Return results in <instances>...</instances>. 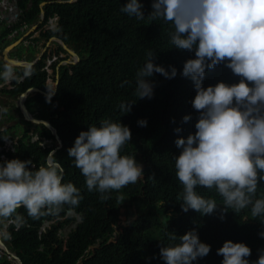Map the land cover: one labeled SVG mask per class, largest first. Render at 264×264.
Masks as SVG:
<instances>
[{"label":"trees","instance_id":"1","mask_svg":"<svg viewBox=\"0 0 264 264\" xmlns=\"http://www.w3.org/2000/svg\"><path fill=\"white\" fill-rule=\"evenodd\" d=\"M41 1L34 0L36 8ZM26 2H21L23 7ZM124 3L126 0H78L56 3L50 10V16H60L62 38L67 44L78 42L85 57L70 69L65 67L56 94L41 97L47 107L39 105L37 115L51 119L57 129L62 146L54 159L64 167L62 182L71 181L81 190L82 199L75 207L65 205L38 218L29 217L23 207L17 209L26 222L19 229L8 226L11 247L23 264H77L80 260L81 264H165L160 259V247L178 242L169 238V232L180 236L195 228L199 239L210 244L211 250L194 264H220L222 256L216 250L225 240L244 242L252 249L249 259L255 260L258 250L264 249V239L258 236L264 230L259 220L264 218L252 217L246 208L236 213L230 209L221 220L222 198L214 189L203 187L197 188L198 193L215 198L221 204L218 209L205 215L192 209L182 211V184L174 167V155L179 150L174 140L195 131L196 111L190 102L195 95L193 84L180 75L183 63L194 54L172 48L173 29L169 23L130 17L120 11ZM141 3L147 16L151 0ZM148 50L155 52V63L166 69L175 66L177 76L167 79L154 73L150 78L154 82L153 97L138 99L135 73L145 62ZM35 74L41 78L33 79L26 87L46 89V73L35 70ZM236 80L231 70L220 64L206 72L203 85ZM121 102L133 103L131 111H121ZM188 114L192 119L183 122L182 117ZM142 118L147 119L146 127L137 124ZM103 119L129 126L131 140L121 151L134 155L144 172L143 179L110 191L107 199L87 190L84 176L67 154L80 131L90 124L98 126ZM176 127L182 131L175 132ZM48 137L56 141L52 134ZM53 148L40 152L26 146L20 149L21 158L32 155L34 168H38ZM256 196H264V182L258 185ZM72 212L81 221L61 236L77 220ZM123 215L125 225H121ZM46 221L50 225L43 229Z\"/></svg>","mask_w":264,"mask_h":264},{"label":"clouds","instance_id":"2","mask_svg":"<svg viewBox=\"0 0 264 264\" xmlns=\"http://www.w3.org/2000/svg\"><path fill=\"white\" fill-rule=\"evenodd\" d=\"M0 3L7 9L5 2ZM143 8L141 0H126L120 11L137 20L169 23L172 48L194 54L183 63L180 75L193 84L195 95L190 102L196 111L195 131L174 140L179 150L174 155V167L182 184V211L212 214L222 204L221 220L230 209L236 213L246 208L252 217L264 218V196H256L258 185L264 182V0H151L147 16ZM154 57L155 52L148 50L145 62L135 73L138 99L153 97L154 82L150 78L154 73L167 79L177 76L175 66L166 69L155 63ZM220 64L237 80L204 86L206 72ZM132 104L121 102V111L130 112ZM191 119V114L182 117L183 122ZM137 124L146 127L147 119H138ZM174 131L182 129L176 127ZM130 140L129 126L103 119L98 126L90 124L80 131L67 149L68 157L85 178L87 190L100 193V199L144 178L142 164L134 155L121 151ZM54 158L49 152L38 168L31 160H0V238L4 246L6 240L11 241L8 226L19 229L26 222L17 209L23 207L29 217L38 218L65 205L75 207L82 199L81 190L71 181L62 182L64 167ZM198 187L214 189L222 203L199 194ZM259 222L264 225V219ZM258 236L264 239V230ZM169 238L178 242L160 247V259L165 264H194L211 250L195 228L180 236L169 232ZM2 247L0 244V264H12L9 259L20 264L11 246L9 252H3ZM216 252L222 256L220 264H264V249L251 260L252 249L244 242L225 240Z\"/></svg>","mask_w":264,"mask_h":264},{"label":"flooded vegetation","instance_id":"3","mask_svg":"<svg viewBox=\"0 0 264 264\" xmlns=\"http://www.w3.org/2000/svg\"><path fill=\"white\" fill-rule=\"evenodd\" d=\"M22 1L10 0L5 3L9 6L7 12L6 7L0 3V137L6 138H0V143H2L0 145V160L12 158L22 160L21 154L23 155V153L20 149L23 147L27 146L34 148L35 151L45 152L53 144V140L48 137V133L54 136L49 127L24 120L21 107L18 104L19 97L28 91L25 102L27 109L36 118L46 120L37 115L39 114L37 107L40 105L46 108L41 97L50 98L56 92V86L52 92H49V82L53 81L54 84L59 82L66 70L65 67L70 69L76 65L74 55L67 48L76 52L80 61L85 57L82 49L78 47V42L67 44L62 38L64 31L61 29L58 16L50 18L49 13L54 8L53 5L62 2L43 0L38 3L36 8L34 0H27L24 7L21 4ZM44 1H46L45 6L42 5ZM34 16L35 20L31 21ZM33 26L35 29L29 33L28 30ZM13 43L16 45L11 46L8 53L5 54L4 49ZM5 55L27 64L24 66L9 64ZM35 70H38L39 73H46V89L35 86L26 87L33 79L41 78V76H36ZM18 87H22L24 90L19 91ZM32 88H37L40 91H33ZM47 121L51 123V119ZM51 125L53 126L52 123ZM24 159L33 161L34 167L36 160H33L32 155H25ZM1 236L4 237V234Z\"/></svg>","mask_w":264,"mask_h":264},{"label":"water","instance_id":"4","mask_svg":"<svg viewBox=\"0 0 264 264\" xmlns=\"http://www.w3.org/2000/svg\"><path fill=\"white\" fill-rule=\"evenodd\" d=\"M75 1H77V0H69V1H66V2H75ZM60 2H62V3H64L65 1H60ZM27 34H29V33H27ZM26 34V35H27ZM14 45H16V44H13V46ZM71 53H74V52H72L70 49H68ZM6 52L7 51H5L4 53L6 54ZM5 57H6V60L8 61V63H13L14 65H19V66H24V64H27V63H25L24 61H19V60H15V59H11L10 57H8L7 55H5ZM34 64V63H33ZM26 66V65H25ZM56 85H57V87H58V82L56 83ZM31 90H33V91H40L39 89H37V88H32ZM28 92V91H27ZM27 92H24L23 94H21L20 95V97H19V100H18V104H19V106L21 107V110H22V116H23V118H24V120L26 121V122H30V123H32V124H44V125H46L47 127H49L50 129H51V131H52V133L54 134V136L56 137V139L58 140V142H59V145L61 146L62 145V141H61V138H60V136L58 135V131H57V129L55 128V127H53L52 125H51V123L49 122V121H47V120H40V119H38V118H36L34 115H32L30 112H29V110L27 109V107H26V105H25V102H26V99H27V96H28V94H27ZM55 95V93L54 94H52V96H54ZM76 216L78 217V215L76 214ZM80 220V218H78V221ZM46 224H48V222H46ZM62 234V233H61ZM2 242V239L0 238V244L2 245V246H4L5 244ZM9 252V251H8ZM14 255V258L20 263V264H22V261H21V259L16 255V254H13ZM80 262H81V260H80Z\"/></svg>","mask_w":264,"mask_h":264},{"label":"bare ground","instance_id":"5","mask_svg":"<svg viewBox=\"0 0 264 264\" xmlns=\"http://www.w3.org/2000/svg\"><path fill=\"white\" fill-rule=\"evenodd\" d=\"M8 1H10V0H8ZM66 1H69V0H66ZM65 1V2H66ZM69 3H74V2H69ZM42 5L43 6H45L46 5V1H44V2H42ZM57 16H54V17H52V18H56ZM6 20L8 19V18H5ZM2 21L4 20V18L3 19H1ZM13 44H15V43H13ZM13 44H11L10 46H7L5 49H4V52L5 51H7L6 52V54L8 53V51H9V48L11 47V46H13ZM6 46V45H5ZM67 48V47H66ZM67 49H70V48H67ZM72 52H74L72 49H70ZM70 52V51H69ZM71 53V52H70ZM72 55H74V63L75 64H78L79 62H80V59H79V57H78V54L76 53V52H74V53H72ZM7 61V60H6ZM7 63H8V61H7ZM10 64V63H9ZM8 64V65H9ZM51 97H53V96H51ZM55 142H57V145L55 144ZM55 142H53V144L52 145H54V148L50 151V152H52L53 154H55L56 153V151L62 146H60L59 145V142H58V140H56ZM51 145V146H52ZM50 146V147H51ZM48 155H49V153L47 154V157H48ZM33 160H35V159H33ZM33 162V161H32ZM76 217V222H75V224H78L80 221H81V218H80V216L78 215V217L77 216H75ZM78 218H80V220L78 221ZM73 224V223H72ZM47 225H49V223L48 224H44V226H43V228H45ZM68 232V231H67ZM67 232H63L62 233V235L61 236H65V234H67ZM6 246H3L2 248H3V252H7L9 249H8V247H9V245L7 244L8 243V240H6ZM8 246V247H7ZM11 246V245H10Z\"/></svg>","mask_w":264,"mask_h":264},{"label":"rangeland","instance_id":"6","mask_svg":"<svg viewBox=\"0 0 264 264\" xmlns=\"http://www.w3.org/2000/svg\"><path fill=\"white\" fill-rule=\"evenodd\" d=\"M3 2H5V3H7L8 2V0H2ZM8 8H9V6H7V9H6V12L8 11ZM5 12V13H6ZM1 19H3V17L1 18ZM54 88H55V84H54V82L53 81H50L49 82V88H48V90H49V92H52L53 90H54ZM55 144L57 145V142H55ZM121 220H122V223H121V225H125L126 224V216L125 215H123L122 217H121ZM73 225H75V224H70L69 226H68V228L66 229V231L65 232H67L68 230H70V228L73 226ZM5 236V235H4ZM8 245H9V247H10V242L8 241V243H7ZM8 247V246H7ZM9 247H8V249H9ZM9 259V258H8ZM9 261L13 264V262L9 259ZM0 263H1V260H0Z\"/></svg>","mask_w":264,"mask_h":264}]
</instances>
